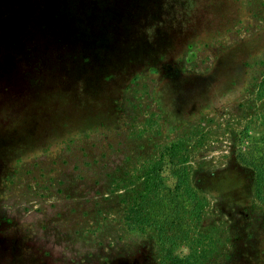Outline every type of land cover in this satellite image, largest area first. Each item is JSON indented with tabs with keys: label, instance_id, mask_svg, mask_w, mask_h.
I'll return each mask as SVG.
<instances>
[{
	"label": "rangeland",
	"instance_id": "rangeland-1",
	"mask_svg": "<svg viewBox=\"0 0 264 264\" xmlns=\"http://www.w3.org/2000/svg\"><path fill=\"white\" fill-rule=\"evenodd\" d=\"M41 2L2 25L11 263L264 264V0Z\"/></svg>",
	"mask_w": 264,
	"mask_h": 264
},
{
	"label": "trees",
	"instance_id": "trees-1",
	"mask_svg": "<svg viewBox=\"0 0 264 264\" xmlns=\"http://www.w3.org/2000/svg\"><path fill=\"white\" fill-rule=\"evenodd\" d=\"M47 1H48V6L47 7L52 9V12L49 14V17H48L50 19V18H53V15H55V11L56 10H59L60 8L63 7V3L64 2L61 3L62 6L59 5V9H58V8H56L57 7L56 2H55L56 0H47ZM63 1H65V0H63ZM42 3L43 2H41V0H0V45L3 48V49L1 48V50H3V52H5V50H6L4 48V47H6L5 44L8 42V40L11 41V38H12V33L5 32V27L3 28V26H2L3 23L7 20V16H8L7 14L9 12V10H10L9 7H16L17 5H19V7L21 8L22 5L24 4L21 14L20 15H16V16H18L17 18L20 19V21L23 22V23H26V22H28L30 20L28 23H26V25H30V27H34V28H39L40 21H41V17L39 19V10L43 7ZM28 12H30L31 16L30 15H28V16L26 15ZM48 18H47V22L49 20ZM38 22H39V24H38ZM14 25H16V24H14ZM19 72L21 73V72H23V70L19 69ZM257 175H258V178H260L261 172H258ZM259 186L260 185L258 183L256 185V190H255L256 191V196H257L258 200L261 203L264 204V197H261V196L258 195L259 194ZM139 214H140V210H138V209L137 210H133V208H130V211L128 212V214L126 216V219H125L126 225L129 226V227H132V224H133L134 226L138 227L139 226L138 223L141 224L140 223L141 222L140 221L141 218L139 219V216H140ZM13 255L14 256H12V258L14 260L16 258V255L15 254H13ZM8 256L9 255H6L5 259L10 260V258ZM10 264H12V263H10Z\"/></svg>",
	"mask_w": 264,
	"mask_h": 264
},
{
	"label": "crops",
	"instance_id": "crops-1",
	"mask_svg": "<svg viewBox=\"0 0 264 264\" xmlns=\"http://www.w3.org/2000/svg\"><path fill=\"white\" fill-rule=\"evenodd\" d=\"M0 263L1 264H10L11 260L13 259L12 256L15 252V247L14 245H11V242H9V238L5 235L0 236ZM3 247V248H1ZM13 248V249H12ZM36 250V258L33 259H25V254L23 255L22 258L18 259L19 263L18 264H66L63 259H56L51 255V251H48L47 248L42 249L40 246L39 248H34ZM3 250V251H1ZM12 254V255H11ZM45 254H48L49 258L48 259H43L40 256H43ZM6 255H9L8 257L10 260L5 261ZM11 255V256H10Z\"/></svg>",
	"mask_w": 264,
	"mask_h": 264
}]
</instances>
